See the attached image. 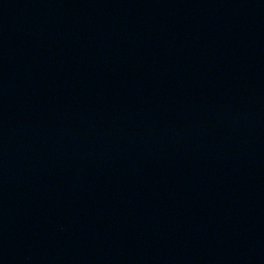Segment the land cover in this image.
Returning <instances> with one entry per match:
<instances>
[{"label":"water","instance_id":"obj_1","mask_svg":"<svg viewBox=\"0 0 264 264\" xmlns=\"http://www.w3.org/2000/svg\"><path fill=\"white\" fill-rule=\"evenodd\" d=\"M0 264H264V0H0Z\"/></svg>","mask_w":264,"mask_h":264}]
</instances>
